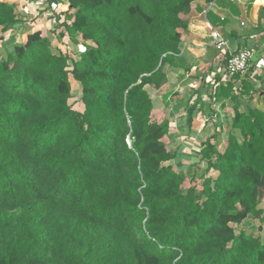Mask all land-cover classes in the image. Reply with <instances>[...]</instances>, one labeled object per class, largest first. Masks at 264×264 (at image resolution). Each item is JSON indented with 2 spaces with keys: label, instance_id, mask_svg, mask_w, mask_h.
Masks as SVG:
<instances>
[{
  "label": "trees",
  "instance_id": "1",
  "mask_svg": "<svg viewBox=\"0 0 264 264\" xmlns=\"http://www.w3.org/2000/svg\"><path fill=\"white\" fill-rule=\"evenodd\" d=\"M195 1L55 0L82 52L37 30L0 54V264H264L262 237L234 226L264 214V80L220 75L233 131L222 150L204 143L189 179L147 88L189 70ZM20 20L0 0V31Z\"/></svg>",
  "mask_w": 264,
  "mask_h": 264
},
{
  "label": "rangeland",
  "instance_id": "2",
  "mask_svg": "<svg viewBox=\"0 0 264 264\" xmlns=\"http://www.w3.org/2000/svg\"><path fill=\"white\" fill-rule=\"evenodd\" d=\"M12 1L18 4L21 20L9 31L5 33L0 31V54H6L7 49H13L16 43L25 42L28 33L38 29L51 38L56 52L62 49L69 55L77 56L83 51V45L76 43L73 37L66 33L64 29L66 6L55 5L53 1L49 2V0ZM198 69L200 70L195 78L183 81L180 79L181 74L176 75L168 67L171 82L169 81L161 90L147 87L155 101V118L159 121L164 119L170 121V132L167 141L170 149L176 153V158L170 163L175 168L188 172V179L191 173L194 174L198 169L207 167L200 151L205 142L211 140L218 149H224L225 143L233 131L232 118L236 105V101L230 98L221 97L216 100L214 95L217 82L218 80L221 81L219 75L227 78V80H235V77L226 76L225 67H221V69L218 67L215 70V75L211 74V71H205L207 66L206 68L203 66V69L202 66H199ZM251 70L249 69V72ZM74 83L77 92L73 102L78 104L81 94L79 93V85L75 81ZM237 83L239 84V81ZM171 90L177 92L174 94ZM239 101L245 108L248 103L253 106L260 104L256 94L251 102L245 97H242ZM194 105L197 109L193 120L188 122L187 107ZM129 141L131 143V139ZM261 207L264 210V201ZM234 226L238 232L244 229L250 233L260 235L264 241V214L262 218H255L250 215L243 224H234Z\"/></svg>",
  "mask_w": 264,
  "mask_h": 264
},
{
  "label": "crops",
  "instance_id": "3",
  "mask_svg": "<svg viewBox=\"0 0 264 264\" xmlns=\"http://www.w3.org/2000/svg\"><path fill=\"white\" fill-rule=\"evenodd\" d=\"M209 13L216 15L215 24L209 20ZM187 18L189 25L183 31L181 59L190 68L186 71L184 68L169 67L176 75H182L181 80L195 78L199 66L202 69L207 66L205 71H211L213 75L218 67L226 69V55L211 43L212 29L221 30L229 39L231 52L246 46L256 47V55L250 64L252 70L248 74L261 76L264 80V0H227L225 4L219 0H196ZM168 78L171 82L169 73ZM258 83L260 85L261 80Z\"/></svg>",
  "mask_w": 264,
  "mask_h": 264
},
{
  "label": "built area",
  "instance_id": "4",
  "mask_svg": "<svg viewBox=\"0 0 264 264\" xmlns=\"http://www.w3.org/2000/svg\"><path fill=\"white\" fill-rule=\"evenodd\" d=\"M211 43L226 55V76L237 77L248 74L250 64L257 52L256 47L246 46L231 52L229 39L219 29H212Z\"/></svg>",
  "mask_w": 264,
  "mask_h": 264
},
{
  "label": "water",
  "instance_id": "5",
  "mask_svg": "<svg viewBox=\"0 0 264 264\" xmlns=\"http://www.w3.org/2000/svg\"><path fill=\"white\" fill-rule=\"evenodd\" d=\"M129 143H130V141H129Z\"/></svg>",
  "mask_w": 264,
  "mask_h": 264
}]
</instances>
